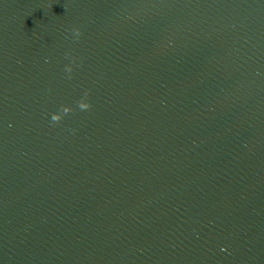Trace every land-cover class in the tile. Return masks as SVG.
<instances>
[{
  "label": "water",
  "instance_id": "obj_1",
  "mask_svg": "<svg viewBox=\"0 0 264 264\" xmlns=\"http://www.w3.org/2000/svg\"><path fill=\"white\" fill-rule=\"evenodd\" d=\"M0 264H264V0H0Z\"/></svg>",
  "mask_w": 264,
  "mask_h": 264
},
{
  "label": "clouds",
  "instance_id": "obj_2",
  "mask_svg": "<svg viewBox=\"0 0 264 264\" xmlns=\"http://www.w3.org/2000/svg\"><path fill=\"white\" fill-rule=\"evenodd\" d=\"M73 31L75 32V35L77 36V38H79V36L81 35V30L79 28L73 29ZM69 73H71L72 68L68 67L66 69ZM88 93H85V98L87 97ZM78 107L81 110H89L91 109L92 105L90 102H85L84 99H82L81 101L78 102ZM72 108L71 107H62V110L60 113H54L51 116V121L53 124L59 123L62 119L64 115H67L68 113L72 112Z\"/></svg>",
  "mask_w": 264,
  "mask_h": 264
}]
</instances>
